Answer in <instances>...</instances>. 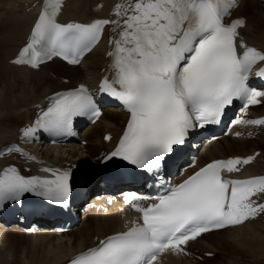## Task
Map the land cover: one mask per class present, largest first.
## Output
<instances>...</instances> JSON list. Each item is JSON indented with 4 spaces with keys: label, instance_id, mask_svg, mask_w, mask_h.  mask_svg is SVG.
Masks as SVG:
<instances>
[{
    "label": "snow or ice",
    "instance_id": "snow-or-ice-1",
    "mask_svg": "<svg viewBox=\"0 0 264 264\" xmlns=\"http://www.w3.org/2000/svg\"><path fill=\"white\" fill-rule=\"evenodd\" d=\"M64 6L65 0H45L29 42L13 63L38 69L60 57L78 65L111 25L117 35L109 40V75L97 92L118 100L129 119L108 159L128 162L141 170L133 179H153L163 189L151 198L126 194L139 214L137 221L73 257L70 264H158L162 254L184 252L182 246L203 233L264 214V203L257 202L264 199V176L227 177L253 157L215 160L179 184L165 179L188 154L190 134L197 128L220 123L234 101L246 107L264 97V91L249 86L254 68L264 65V50L240 36L244 19H227L239 7L238 0H122L115 6V19L88 23L60 22ZM255 74L264 78V67ZM97 92L84 84L57 92L40 108L35 123L23 129V137L35 139L41 130L52 137L74 134L75 117H100ZM247 123L264 125V119ZM44 171L53 178L5 168L0 173V207L21 201L25 194L67 206L73 191L71 171ZM149 199L151 203H139Z\"/></svg>",
    "mask_w": 264,
    "mask_h": 264
},
{
    "label": "bare ground",
    "instance_id": "bare-ground-1",
    "mask_svg": "<svg viewBox=\"0 0 264 264\" xmlns=\"http://www.w3.org/2000/svg\"><path fill=\"white\" fill-rule=\"evenodd\" d=\"M37 1L39 0H0V25L3 30V37H0V153L7 147L19 143V130L34 123L39 108L47 98L60 90L77 88L81 84L97 87L108 65L105 43H101L79 67H68L58 60L37 71L26 66L14 65L18 50L25 44L29 30L40 11L41 4L35 7ZM116 2L117 0H67L60 19L63 23L69 21L88 23L108 17ZM233 18H244L246 21V27L241 31L245 42L249 46L264 50V0H244L234 11ZM47 67L51 69L50 74L58 79L60 77L70 79L71 85H61V81L51 79L50 74L44 71ZM251 113L253 117L264 116V106L252 110ZM127 118V115L118 110L108 109L103 118L84 133L80 143L68 144L64 149L59 146L49 147L45 141L36 145L24 144L23 157L32 160L29 166L32 169L67 168L72 164H81L83 160L76 159L79 158L76 152L83 151L85 153L79 154L82 158L87 156L96 161L97 157L101 161L102 155H108L116 148L119 142L118 135L120 136L123 131L120 126L125 125ZM256 132L254 131L252 135ZM259 132L258 135H250L251 138L228 137L205 145L198 166L206 165L213 160L245 157L261 152L256 163L247 170L255 176L264 175V128L259 129ZM100 133H103L102 138ZM109 136L110 140L107 139ZM84 141H88L87 147L81 145ZM11 164L23 163H19L15 157L0 159V168ZM101 181L94 180L86 194L89 199L87 203L91 202V205L86 208L84 202L74 208L76 214L82 213L86 208L83 226L79 231L58 235L52 229H44L43 225L38 229L29 230L18 225L6 226L0 222V264H67L73 257L95 247L100 240L126 230L131 217L123 207V203H126L125 196L119 198L120 203L105 213L101 206L106 202L107 196L102 194L103 189L99 186ZM33 225L35 227L36 224ZM22 238L26 239V246H22ZM208 238L210 239L208 242L214 245L212 251L207 253L214 254H221L225 251L224 247L229 246L241 247L244 251L245 244L253 241L250 245L254 246L251 247L253 251L250 254L253 259L249 260L247 257L248 260L244 262L264 264V216L241 227L212 232L193 244H199ZM181 261L182 255L174 253L167 254L163 262L158 264H181Z\"/></svg>",
    "mask_w": 264,
    "mask_h": 264
},
{
    "label": "rangeland",
    "instance_id": "rangeland-1",
    "mask_svg": "<svg viewBox=\"0 0 264 264\" xmlns=\"http://www.w3.org/2000/svg\"><path fill=\"white\" fill-rule=\"evenodd\" d=\"M0 37H3V30L1 29V25H0ZM44 71H47V73H49V74L51 73L50 67H47L46 70H44ZM50 77L53 80L57 78L55 81H57V80H59V82L61 81L60 82L61 85H71V84H69L66 81V80H68L67 77H64V78L60 77L58 79V77H56L55 75H52V74H50ZM69 81H70V79H69ZM102 134L103 133H100V138H102V136H103ZM83 146L87 147L88 146V141H87V144H85ZM64 148H66V147H63V149ZM83 152H81V153H83ZM81 153L76 152V154H77L76 156L79 157V158H76V159L79 160V161L83 160V163H81V165L87 166L88 164L93 162V160H91L87 156H83V158H82V155L79 156V154H81ZM28 161L30 162L32 160H28ZM69 161H71V160H69ZM94 163H96V161H94ZM29 166H31V164H29ZM31 170L33 172H36L39 169H38V167L37 168L35 167V168L31 169ZM85 207L88 208V204H86ZM86 208L82 210V213H80V215H79V217H80L79 218V223L77 225H75L70 230L71 232L79 231L82 228V226H83V217H85L84 216V212H85ZM213 239H215V238H213ZM22 240H23L22 241V246L23 245L26 246L27 245L26 239L22 238ZM208 241H210L209 238L200 241L199 244L191 245L187 249L186 253L182 255L181 264H187L188 262H190L189 264H236V263L238 264L239 262L242 263V264H245V263H247V262H244L245 260L253 259V257L250 256L251 252L253 251V248H251V247H254V246H250L251 244H253V243H251L253 241L248 242L249 244H245V246L243 245L244 248H245L244 251L241 250V247L239 248V247H236V246H231V247L229 246V247H226V248L224 247L225 251H222L221 254H214V253H209V252L207 253V251H212V246L214 245L213 243L211 244V242H208ZM246 245H248L247 246L248 249H246L247 248ZM243 246H242V248H243ZM218 247H220V246H218ZM201 248H202V251H200ZM234 249H236V250H234ZM249 249H251V250L248 252L247 250H249ZM234 251H236V252H234ZM246 252H248V253H246ZM244 254H245V256H244ZM206 255H211L212 257H207ZM247 257H249V258L247 259ZM239 260H241V261H239Z\"/></svg>",
    "mask_w": 264,
    "mask_h": 264
},
{
    "label": "water",
    "instance_id": "water-1",
    "mask_svg": "<svg viewBox=\"0 0 264 264\" xmlns=\"http://www.w3.org/2000/svg\"><path fill=\"white\" fill-rule=\"evenodd\" d=\"M98 167H99V165L97 163H90L87 166L76 163V164H72V166L69 167V169L70 170H74V169L77 170V169H83V168H98Z\"/></svg>",
    "mask_w": 264,
    "mask_h": 264
},
{
    "label": "trees",
    "instance_id": "trees-1",
    "mask_svg": "<svg viewBox=\"0 0 264 264\" xmlns=\"http://www.w3.org/2000/svg\"><path fill=\"white\" fill-rule=\"evenodd\" d=\"M91 163H94V161H93V162H91Z\"/></svg>",
    "mask_w": 264,
    "mask_h": 264
}]
</instances>
